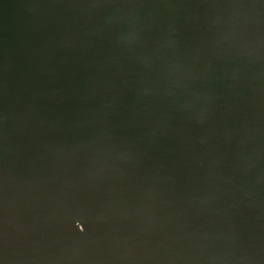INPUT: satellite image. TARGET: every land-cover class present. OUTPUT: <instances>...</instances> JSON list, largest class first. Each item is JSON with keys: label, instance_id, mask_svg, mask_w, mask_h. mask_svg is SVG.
Listing matches in <instances>:
<instances>
[{"label": "water", "instance_id": "95a60500", "mask_svg": "<svg viewBox=\"0 0 264 264\" xmlns=\"http://www.w3.org/2000/svg\"><path fill=\"white\" fill-rule=\"evenodd\" d=\"M0 262L264 264V0H0Z\"/></svg>", "mask_w": 264, "mask_h": 264}, {"label": "snow or ice", "instance_id": "6c2138e0", "mask_svg": "<svg viewBox=\"0 0 264 264\" xmlns=\"http://www.w3.org/2000/svg\"><path fill=\"white\" fill-rule=\"evenodd\" d=\"M81 231H83V229H81ZM0 264H2V262H0Z\"/></svg>", "mask_w": 264, "mask_h": 264}]
</instances>
